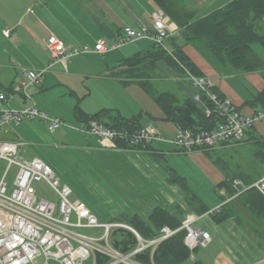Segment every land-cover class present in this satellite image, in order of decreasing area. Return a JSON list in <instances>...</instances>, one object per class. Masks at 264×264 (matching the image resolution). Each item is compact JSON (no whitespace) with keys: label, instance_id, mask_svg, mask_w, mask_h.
Segmentation results:
<instances>
[{"label":"crops","instance_id":"obj_1","mask_svg":"<svg viewBox=\"0 0 264 264\" xmlns=\"http://www.w3.org/2000/svg\"><path fill=\"white\" fill-rule=\"evenodd\" d=\"M231 1L186 0V7L202 18ZM157 10L160 9L151 0H0V91L8 97L4 109L31 106L18 92L19 80L22 70L46 68L49 55L45 44L51 35L74 49L92 48L99 41L110 46L125 27H151L152 14ZM165 23L172 39L179 38L177 26L167 16ZM170 41L163 48L167 52L171 50ZM151 49L150 42L139 40L111 49L103 56L81 54L55 64L41 85L31 88L29 94L37 110L69 127L49 133L45 123L34 120L7 126L0 132V139L26 143V156L33 145L45 150L50 147L54 151L52 157H57L80 186L86 187L83 189L89 201H75L83 203L96 219L88 203L98 206L110 221L129 213L150 225L149 217L156 208L180 224L187 217H197L196 227L208 233L210 241L205 248H197L183 264H264V223L238 199L231 201L215 188L224 177L203 152L181 151L168 143H153L139 149L102 145L97 138L70 128L79 124L74 117V110L79 107L90 116L106 111L101 118L104 123L117 117L130 119L142 115L143 126L153 125L165 138H172L178 127L165 121L161 109L140 87L123 85L117 75L124 59ZM254 50L259 54L255 47ZM182 52L201 76L213 81L218 94L243 115L263 110L254 103V96L264 89L260 74L237 76L203 46L185 45ZM155 71V90L193 101L197 91L185 76L164 61L156 63ZM193 103L204 114V105ZM28 140L34 143L29 145ZM258 140L264 142V122L247 131L239 144L224 143L212 151L250 173L247 168L251 151L264 149L259 147ZM177 156L191 163L192 172L176 164ZM35 157L51 168L53 161L47 153L38 151ZM167 169L177 181L182 180L187 191L180 184L169 182ZM187 192L196 198L192 205L187 202ZM225 203L232 206L235 215L221 223H215L211 215L198 213L210 212Z\"/></svg>","mask_w":264,"mask_h":264},{"label":"built area","instance_id":"obj_2","mask_svg":"<svg viewBox=\"0 0 264 264\" xmlns=\"http://www.w3.org/2000/svg\"><path fill=\"white\" fill-rule=\"evenodd\" d=\"M165 18L166 15L157 10L152 14L151 27H125L110 46L99 41L92 48L82 46L74 49L51 35L45 44L49 55L46 68L22 70L19 80L18 92L31 106L19 110L4 109L8 97L0 91V132L7 126H18L34 120L45 123L49 133L69 127L63 121L37 110L29 90L39 87L45 74L55 64L64 63L81 54L93 53L103 56L111 49L139 40H147L165 49L166 41L172 36ZM4 34L8 36L7 31ZM184 72L186 79L197 91L193 101L203 104L198 94L202 93L213 105L212 109H208L203 104L204 115L209 117L213 114L217 120L214 128L209 131L192 133L178 129L172 138L167 139L153 125L133 132L109 129L94 121L70 128L97 138L102 145L116 147L119 142L130 146L168 143L177 149L192 151L212 149L223 143H239L255 123L264 122V109L251 116H245L231 102L218 98L213 92L215 87L211 79L194 76L187 70ZM26 146L22 141L0 139V161L6 163V169L0 177V264H139L133 259L135 255L148 248L154 250L162 241L180 230L185 232L183 242L190 252L205 248L209 243V234L196 227L199 219L195 216L187 217L178 230L163 227L150 241L142 240L137 232L126 224L115 221L100 223L83 203L71 200V190L66 185H61L48 165L37 157L26 160L21 155ZM13 166L16 168V175L10 189L6 176ZM37 183H44L56 194L59 199L58 206L38 196L34 187ZM233 186L246 189L239 181H234ZM248 188H254L264 196V175ZM218 209L205 215H212ZM117 229L128 230L136 238L137 246L130 252L121 253L112 246L111 235ZM103 259L105 261L101 263Z\"/></svg>","mask_w":264,"mask_h":264},{"label":"trees","instance_id":"obj_3","mask_svg":"<svg viewBox=\"0 0 264 264\" xmlns=\"http://www.w3.org/2000/svg\"><path fill=\"white\" fill-rule=\"evenodd\" d=\"M151 1L177 26L179 38L172 39L170 37L167 40H171L169 43L171 50L169 52L152 44L153 49L124 59L119 65L122 69L117 75L123 85L140 87L153 103L161 109L165 115V121L174 123L178 129L188 130L192 133L209 131L217 123L215 115L212 114L207 117L195 106L193 101L154 89L152 81L157 75L155 73L156 63L164 61L178 74L185 77L184 70L194 76H201L182 52V47L185 45L203 46L219 63L235 75L258 73L264 79V62L252 47V44L258 43L264 49V0H232L224 7L202 18H197L194 12L187 9L186 0ZM178 40L181 43H178ZM213 92L220 100L224 99L215 89ZM198 94L202 103L208 109H212L213 105L205 94ZM254 103L264 109V89L254 96ZM105 112L101 111L90 116L79 107H76L74 117L79 123L78 125H86L94 121L109 129H122L131 132L144 127L141 123L142 115L130 119L117 117L111 123H104L101 118ZM257 144L259 147L264 148V142L258 140ZM117 147L139 149L143 145L130 146L119 142ZM212 149L202 148L193 149L192 151L203 152L207 159L222 173L224 180L217 184L215 188L223 191L227 199L232 198L231 201L238 199L247 211L264 223V196L256 189L248 188L264 175V149L254 151V153L251 151L249 155V159H251L247 168L250 173H247L240 165L234 166V164L229 163L225 157L216 154ZM167 172H169V182L178 183L187 191L182 180L177 181V178L169 169H167ZM234 181L241 182L246 189L241 191L242 187H234ZM187 196L188 204L192 205L196 199L195 196L188 192ZM207 212L206 210L198 211L201 215ZM234 215L235 211L232 206L225 203L211 215V218L215 223H221ZM112 221L128 225L144 241L152 240L163 227L178 230L181 226L178 221L160 208H156L151 213L149 217L150 225L129 213ZM184 237L185 232L183 230L177 231L172 237L162 241L154 250L148 248L144 252L135 255L133 259L139 264H183L191 258L195 251L190 252L186 248L183 242ZM111 244L119 252L128 253L137 246V240L130 231L117 229L111 235ZM102 261L105 260H101V263Z\"/></svg>","mask_w":264,"mask_h":264},{"label":"rangeland","instance_id":"obj_4","mask_svg":"<svg viewBox=\"0 0 264 264\" xmlns=\"http://www.w3.org/2000/svg\"><path fill=\"white\" fill-rule=\"evenodd\" d=\"M252 47H255V49L259 53L258 54L259 57H261V59L264 62V49L258 43L252 44ZM259 123L260 122H257L254 125H257ZM44 134H46V133H44ZM32 141L33 140H28L26 142L29 143V145H31L34 143ZM48 145H50V144H48ZM46 150H48V152ZM46 150L43 148H37L36 146L33 145L32 149H30L28 152V156L23 154L24 150L22 151L21 155L26 160H31L33 157H35V155L38 154V151L40 153H43V154L47 153L48 158L52 159V161H53V163L51 164V168H52L51 170L53 171L54 175L60 180L61 185H67V187L71 190V193H72L71 200L80 199V200L85 201V202L89 201V200H86L85 197L87 195V192L83 189L86 187L83 184H81V186H83V187H81L79 182L73 177L72 173L69 170H66L64 167H62V165L58 162L57 157L56 158L52 157L54 151L50 147H47ZM242 154L243 153H238V155H241V156H242ZM176 158H175V162L179 167H181L186 172H188V170H190V172H192L191 169L193 170L194 167L191 165V163L187 159H185L183 157H179V156H177ZM5 169H6V163L0 161V177L2 176ZM15 175H16V168L13 166L8 171V174L6 176V182H7L10 189H11L12 183L15 179ZM84 182H86V181H84ZM34 187L36 188V192H37L38 196L44 197L45 199L52 201L53 203H55L56 206L59 205V199L56 196V194L52 190H50L48 187H46V185H44V183H37L34 185ZM88 204L90 205L91 208L94 209V211L96 213L97 220L99 222L106 223V222L110 221V218L108 216L104 215L98 209L99 208L98 206L95 205L96 206L95 207L94 204H92V205L90 203H88Z\"/></svg>","mask_w":264,"mask_h":264}]
</instances>
